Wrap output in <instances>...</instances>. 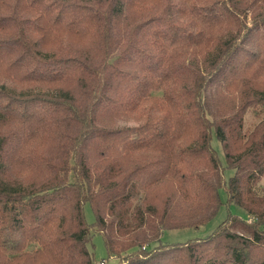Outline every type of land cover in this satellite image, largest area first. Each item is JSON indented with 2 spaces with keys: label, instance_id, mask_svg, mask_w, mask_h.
Instances as JSON below:
<instances>
[{
  "label": "trees",
  "instance_id": "trees-1",
  "mask_svg": "<svg viewBox=\"0 0 264 264\" xmlns=\"http://www.w3.org/2000/svg\"><path fill=\"white\" fill-rule=\"evenodd\" d=\"M263 174L264 0H0V264H264Z\"/></svg>",
  "mask_w": 264,
  "mask_h": 264
},
{
  "label": "rangeland",
  "instance_id": "rangeland-1",
  "mask_svg": "<svg viewBox=\"0 0 264 264\" xmlns=\"http://www.w3.org/2000/svg\"><path fill=\"white\" fill-rule=\"evenodd\" d=\"M126 124H131L132 122H122ZM211 143L213 147L216 148L219 157L222 158L221 149L219 146L218 141L213 137L211 139ZM229 171L225 173V178L228 177ZM259 184L264 186V174L262 175ZM220 199L222 204L220 205L216 215L210 219L205 225L199 227H187V228H180V229H168L163 232L162 240L168 242H183L191 238L196 237H205L208 236L212 231L215 230L217 225L224 220L228 214H234L241 218H246V213L244 210L239 208L233 203L226 202V192L224 189L219 190ZM84 215L85 219L88 222H92L94 219L93 213L88 205L84 207ZM93 243H94V258L98 263L99 261H103V264H116L117 260L112 257L106 256L105 247L103 244L102 237L99 233H95L93 235Z\"/></svg>",
  "mask_w": 264,
  "mask_h": 264
},
{
  "label": "built area",
  "instance_id": "built-area-1",
  "mask_svg": "<svg viewBox=\"0 0 264 264\" xmlns=\"http://www.w3.org/2000/svg\"><path fill=\"white\" fill-rule=\"evenodd\" d=\"M97 264H103V261H99Z\"/></svg>",
  "mask_w": 264,
  "mask_h": 264
}]
</instances>
